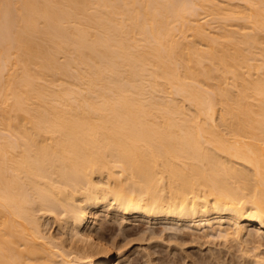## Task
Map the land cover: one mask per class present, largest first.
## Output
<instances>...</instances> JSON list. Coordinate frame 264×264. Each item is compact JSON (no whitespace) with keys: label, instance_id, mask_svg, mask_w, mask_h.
<instances>
[{"label":"bare ground","instance_id":"6f19581e","mask_svg":"<svg viewBox=\"0 0 264 264\" xmlns=\"http://www.w3.org/2000/svg\"><path fill=\"white\" fill-rule=\"evenodd\" d=\"M107 218L264 264V0H0V264H121Z\"/></svg>","mask_w":264,"mask_h":264},{"label":"rangeland","instance_id":"374dc122","mask_svg":"<svg viewBox=\"0 0 264 264\" xmlns=\"http://www.w3.org/2000/svg\"><path fill=\"white\" fill-rule=\"evenodd\" d=\"M51 221L53 222L54 220H52L51 219ZM103 222L102 223V225H99V226H101L100 228L99 227H96V230H100V229H102V226L104 225V223L105 224H112V225H114L115 226V229H114V232L113 233H111L110 231H107V239H108V236H109V239H111L110 241H113L112 239H113V237L115 236V234H116V236H118L117 238L119 239V241L120 242H122V243H124V242H126L127 240H125V238L124 237H126V239H130V238H132V239H130L129 241H130V243H128L129 241H127V243H124V246H125V244L127 245L128 244V246H126V247H124L123 246V249H120V251H124L125 252V255H124V257L122 258V260L120 259L119 260V262L121 263V264H174V262H176L175 264H184L185 263V260H184V258L182 257L181 259L179 258V259H177V257L179 256H181L182 254H183V252H181V251H179L178 252V248L180 247H178V244L176 245V246H172L171 248L169 247V246H171V244H169V243H167L166 241H168V239H169V242H170V240L171 239H173L172 241H174V243L176 242L177 243V239H176V237L174 236V235H176V234H174V235H172L176 230L174 229V228H176L177 226H175V225H173L172 226V224L171 223H168V222H165V223H163V222H148V221H144V220H142V221H140V223H131V224H133V226H131V224H127V225H125L124 227V229H122L123 227L121 226V225H118V221L117 220H113L114 221V224H113V221H110L108 218L107 219H104V221L103 220H100V222ZM116 221H117V223H116ZM55 222H57V221H55ZM55 222H53V225H52V227H55L56 225L59 227V225H58V222H57V224L55 223ZM54 223L56 224L55 226H54ZM50 225V224H49ZM128 225H130V226H128ZM118 226L121 228H118ZM171 226H172V228H171ZM56 228V227H55ZM99 228V229H98ZM169 228V229H168ZM251 228V230H253V231H255L256 230V228L255 227H250ZM54 229V228H53ZM57 229V228H56ZM128 229V230H127ZM136 229V230H135ZM141 229V230H140ZM145 229V230H144ZM169 231H168V230ZM188 230V232H189V234H186V237H185V239H184V241H186V242H188V243H186L187 245H185V247L184 248H186V250H187V252H192V253H195V257H192V258H199V259H202L204 256H210L209 257V262L210 263H214V264H216V262H217V260H219L218 262L221 264V262H225V261H227L226 259H224L223 257H226V254H227V256L231 259V254L233 253V252H235V254H239L240 252H239V250H238V248H237V250H236V248H231L232 249V251L231 250H229L230 248L228 247V246H226L228 243H226L225 242V239H223L222 240V238H220V237H215L214 236V238H212L213 236H206V235H204V233L203 232H199L198 230H196V229H191V230H189V228H185V230ZM119 230H120V232H119ZM121 230H123V231H121ZM125 230V231H124ZM130 230V231H129ZM143 230H144V232H146V235L144 234V232H143ZM149 230H151V231H149ZM152 230H156V231H153V233H151L152 232ZM174 230V231H173ZM117 231V232H116ZM126 231H128V232H126ZM132 231V232H131ZM139 231H141V232H139ZM124 232V233H123ZM133 232H135V233H133ZM137 232H139V233H137ZM149 232V233H148ZM164 232V233H163ZM173 232V233H172ZM115 233V234H114ZM120 233V234H119ZM125 233H127L126 235H128V236H126L125 235ZM143 233V235H140V234H142ZM154 233L156 234V235H154ZM169 233V234H168ZM176 233V232H175ZM123 234H124V236H123ZM148 234V235H147ZM152 234V235H151ZM193 234V235H192ZM196 234V235H195ZM122 235V236H121ZM131 235V236H130ZM162 235H164V236H167L166 238L165 237H161ZM111 236H113V237H111ZM146 236H148V237H146ZM152 236H155V238L154 239H152V240H148V238L150 237H152ZM106 237H105V239H106ZM111 237V238H110ZM122 239H121V238ZM144 237H146V238H144ZM171 237H173V238H171ZM174 237H175V239H174ZM195 237V240L193 239ZM202 237V238H201ZM204 237H206V238H204ZM208 237L210 238V239H212V240H209L208 239ZM116 237H114V239H115ZM141 239V241H140V239ZM149 238V239H150ZM158 238V239H157ZM160 238H165V240H163V239H160ZM168 238V239H167ZM199 238V239H201V241L199 240V241H196L197 239ZM106 239V240H107ZM108 239V240H109ZM118 239H116V240H118ZM134 239V240H133ZM139 239V240H138ZM190 239V240H189ZM123 240H125V241H123ZM143 240V241H142ZM193 240H194V242H193ZM205 240H206V242H205ZM215 241V243H214V241ZM158 241V242H157ZM171 241V242H172ZM184 241H182V242H184ZM192 241V242H191ZM207 241H209L208 243H207ZM213 241V242H212ZM222 241H224V242H222ZM181 242V241H180ZM198 242V243H197ZM200 242H202V243H200ZM122 243H120L121 245H123ZM155 243V244H154ZM165 243V244H164ZM174 243L172 242V244L174 245ZM175 243V244H176ZM190 243H192V244H190ZM206 244V245H204V244ZM211 243V244H210ZM215 245H214V244ZM226 243V244H225ZM150 244V245H149ZM153 244H154V246H153ZM194 244V245H193ZM151 245H152V247H151ZM169 245V246H168ZM204 245V246H203ZM218 245V246H217ZM203 246V247H202ZM226 248H225V247ZM167 247V248H166ZM176 247H178L177 248V250H176ZM211 247V248H210ZM216 247H217V249H216ZM219 247V248H218ZM222 247V248H221ZM124 248H126V249H124ZM168 248H169V250H168ZM190 248H191V250H190ZM208 248V249H207ZM223 250H221V249ZM224 248V249H223ZM171 249H173V250H171ZM201 249V250H200ZM205 249V250H204ZM213 249V250H212ZM154 250V251H153ZM175 250H176V252H175ZM219 250H221V251H219ZM262 250L264 251V247H262ZM119 249H117V255L119 256ZM151 251H153L152 253H151ZM157 251V252H156ZM170 251V252H169ZM173 251V252H172ZM203 253H201V252ZM204 251V252H203ZM206 251V252H205ZM229 251V252H228ZM175 252V253H174ZM220 252L222 253L223 252V255L222 254H220ZM230 252H232V253H230ZM154 253V254H153ZM177 253V254H176ZM178 253H180V254H178ZM182 253V254H181ZM213 254V258L211 259V254ZM176 254V255H175ZM205 254H207V255H205ZM225 254V255H224ZM222 255V256H221ZM203 256V257H202ZM218 256H221L222 258H220V257H218ZM177 259V261H175L176 259ZM202 257V258H201ZM216 257V258H215ZM228 257H226L227 259H228ZM150 258V260H147V259H149ZM155 258H157V259H155ZM170 258V259H169ZM192 258H189L188 257V260H186V263L185 264H192L193 262L191 261V259ZM215 258V259H214ZM219 258V259H218ZM152 259H154V260H156V261H154V260H152ZM211 259V260H210ZM240 259V258H239ZM172 260H174V262H170V261H172ZM212 260H214V261H212ZM224 260V261H223ZM229 260V259H228ZM236 260L238 261V259H237V257H236ZM241 260V259H240ZM147 261H149V262H147ZM117 262V261H116ZM178 262V263H177ZM188 262V263H187ZM192 262V263H191ZM217 262V264H219Z\"/></svg>","mask_w":264,"mask_h":264}]
</instances>
